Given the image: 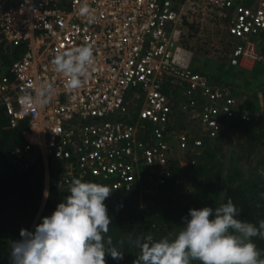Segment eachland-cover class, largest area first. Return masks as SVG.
<instances>
[{
    "label": "built area",
    "instance_id": "1",
    "mask_svg": "<svg viewBox=\"0 0 264 264\" xmlns=\"http://www.w3.org/2000/svg\"><path fill=\"white\" fill-rule=\"evenodd\" d=\"M84 2L0 0V44L21 48L0 74V114L10 128L25 123L24 147L50 164L57 188L80 178L113 193L147 173L170 179L189 148L172 128L178 118H195L206 139L231 123H264V107L242 109L228 85L193 68L185 43L190 27L206 31L229 65L254 69L264 61V0H87L91 24L78 14ZM83 44L93 46L92 75L68 92L51 60ZM44 81L54 84L52 103L22 109L24 91Z\"/></svg>",
    "mask_w": 264,
    "mask_h": 264
},
{
    "label": "clouds",
    "instance_id": "2",
    "mask_svg": "<svg viewBox=\"0 0 264 264\" xmlns=\"http://www.w3.org/2000/svg\"><path fill=\"white\" fill-rule=\"evenodd\" d=\"M78 14L90 24L95 22L87 0ZM94 63L91 44L58 51L51 60L68 92L79 90L90 79ZM55 95L52 82H37L24 91L20 104L25 110L43 109ZM112 191L107 185L73 178L64 201L43 216L34 231L21 228L20 239L11 241L10 264H106V255L123 259L124 251L108 235L112 218L104 201ZM239 211L231 199L215 209L190 208L188 216L182 217L183 227L174 235L130 239V249L137 250L133 264H264V250L254 243V238L264 239V220L257 226L236 218Z\"/></svg>",
    "mask_w": 264,
    "mask_h": 264
},
{
    "label": "rangeland",
    "instance_id": "3",
    "mask_svg": "<svg viewBox=\"0 0 264 264\" xmlns=\"http://www.w3.org/2000/svg\"><path fill=\"white\" fill-rule=\"evenodd\" d=\"M188 33L185 43L193 50L192 66L195 70L212 76L215 81L217 79L216 83L228 85L240 101L248 95H257L264 99L263 59L256 62L252 71H242L227 63L226 56L220 48L222 46L224 49V45H218L220 49L214 48L216 44H211L213 39L203 34L206 31L198 32L190 27ZM9 51H12L9 46L0 44V74L7 66L3 56L9 54ZM172 128L186 133L189 146L186 152H178L176 157L178 159L175 160V180L162 179L147 173L134 189L113 192L104 201L112 218L111 225L123 210L128 211L132 218H142V223L137 222L125 232L127 241L132 239L136 230L158 240L164 236L174 235L181 229L180 221L170 223L169 212H172L175 218H180L182 213L194 207L196 180L200 177L198 172L200 167L208 170L207 174L212 176L219 170L222 175V186L227 184L228 174L237 173L239 178L245 181L261 175V170H264L263 122H253L247 127L234 126L231 123L220 138L215 140L201 136V128L195 118L187 121L178 118ZM18 149V147L14 149L11 164L22 173L41 155L37 150L28 153L25 147L20 152ZM259 178L261 177L256 180ZM50 180L49 170L44 163L41 199L33 213L24 211L22 202L24 196L20 187L15 186L8 196L0 198V236L3 239L10 243L18 239L21 228L34 231L41 218L47 216L44 211L47 197L44 194L45 192L49 194ZM224 189L221 188L219 192L218 206L222 202ZM165 202L167 215L164 211L161 212ZM135 259L136 254L133 253L127 262L118 264H133Z\"/></svg>",
    "mask_w": 264,
    "mask_h": 264
},
{
    "label": "trees",
    "instance_id": "4",
    "mask_svg": "<svg viewBox=\"0 0 264 264\" xmlns=\"http://www.w3.org/2000/svg\"><path fill=\"white\" fill-rule=\"evenodd\" d=\"M21 51V48L15 47L13 50L3 56L6 64H9ZM242 109H247L250 111H256L259 109L258 96L248 95L244 98L241 103ZM260 122L261 121H255ZM250 125V124H249ZM248 125V126H249ZM234 126L247 127L242 123H236ZM24 131L25 123H20L15 128H10L7 124V120L4 115L0 114V198L8 196L10 191H12L15 186L23 190L24 200V211H31L33 213L38 208L41 192H42V181H43V167L44 161L41 156H38L30 167L20 173L18 168H15L12 164V156L14 155V149L19 148V152L24 149ZM215 138V139H219ZM213 139V140H215ZM36 149L28 148L25 151L28 153L34 152ZM49 168L50 175V187L49 194L45 203L44 211L47 215H50L56 208L57 204L64 201L68 192L57 188L53 183V174L51 171V166L49 163L46 164ZM198 170L200 177L196 180L195 187V197H194V207L202 208L205 206L215 209L218 207L219 192L221 188L224 189V195L222 203H227L229 199L233 204L240 210L239 215L236 217L238 219L251 222L258 226L260 220H264V176L259 175L254 179L242 180L239 178V174H228L226 178V185L222 186V175L218 170L215 176H212L208 170L204 168H199ZM258 177V180H256ZM175 180V172L170 178ZM123 191V190H120ZM21 202V203H22ZM31 202V204H27ZM167 207L166 202L162 207V211L167 215L165 210ZM161 215V213H160ZM188 212L182 213L180 218H175L172 212H169L168 220L171 224H175L180 221L181 228L183 227L182 217H187ZM146 221V218L143 217ZM142 218L135 219L130 217V213L126 210L116 217L111 227L109 228L108 235L112 237L113 243L120 247L123 253V259L114 260L110 256L106 255V264H118L121 262H127L129 257L137 250L130 249L129 242L125 238V232L130 230L137 222H141ZM145 222H143L144 224ZM175 227V226H174ZM174 229V228H172ZM171 229V230H172ZM143 235L140 231H135L132 239L137 236ZM20 239V235L19 238ZM15 239V240H18ZM120 241H123L121 244ZM254 243L261 250H264V239L254 238ZM10 242L6 241L0 236V264H10L9 253H10Z\"/></svg>",
    "mask_w": 264,
    "mask_h": 264
},
{
    "label": "crops",
    "instance_id": "5",
    "mask_svg": "<svg viewBox=\"0 0 264 264\" xmlns=\"http://www.w3.org/2000/svg\"><path fill=\"white\" fill-rule=\"evenodd\" d=\"M236 68H238V69L241 70V68H239V67H236ZM252 70H253V69H252ZM252 70H249L248 72H250V71H252ZM242 71H247V70H243V69H242ZM211 78L213 79L212 76H211ZM216 81H217V79H216ZM216 81L214 80L215 83H216ZM216 84L221 85L220 83H216ZM260 97H261V96H260ZM260 97L258 96L259 107H264V99H263V98H260ZM241 101H243V100H241Z\"/></svg>",
    "mask_w": 264,
    "mask_h": 264
}]
</instances>
